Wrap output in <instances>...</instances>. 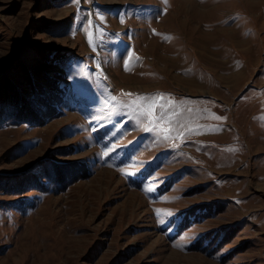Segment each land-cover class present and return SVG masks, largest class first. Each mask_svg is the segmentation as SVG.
Here are the masks:
<instances>
[{"label":"rangeland","instance_id":"374dc122","mask_svg":"<svg viewBox=\"0 0 264 264\" xmlns=\"http://www.w3.org/2000/svg\"><path fill=\"white\" fill-rule=\"evenodd\" d=\"M0 264H264V0H0Z\"/></svg>","mask_w":264,"mask_h":264},{"label":"snow or ice","instance_id":"6c2138e0","mask_svg":"<svg viewBox=\"0 0 264 264\" xmlns=\"http://www.w3.org/2000/svg\"><path fill=\"white\" fill-rule=\"evenodd\" d=\"M133 104H135V102H133ZM141 107H142V105H141ZM145 130H147V131H151L152 129L148 128V129H145Z\"/></svg>","mask_w":264,"mask_h":264},{"label":"bare ground","instance_id":"6f19581e","mask_svg":"<svg viewBox=\"0 0 264 264\" xmlns=\"http://www.w3.org/2000/svg\"><path fill=\"white\" fill-rule=\"evenodd\" d=\"M185 1V0H184ZM183 3V2H182ZM188 3V2H187ZM190 3V2H189ZM185 5V4H184ZM188 6H189V4H187ZM185 7V6H184ZM187 7V6H186ZM188 8V7H187ZM190 9V8H189ZM186 10H188V9H186ZM199 11H200V9H199ZM145 204V203H144Z\"/></svg>","mask_w":264,"mask_h":264},{"label":"trees","instance_id":"16d2710c","mask_svg":"<svg viewBox=\"0 0 264 264\" xmlns=\"http://www.w3.org/2000/svg\"><path fill=\"white\" fill-rule=\"evenodd\" d=\"M67 87V86H66ZM4 98H7V97H4ZM3 98V101H5V99ZM186 225H188V224H184V226H186Z\"/></svg>","mask_w":264,"mask_h":264}]
</instances>
